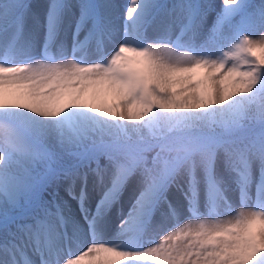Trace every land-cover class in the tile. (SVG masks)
<instances>
[{
	"label": "snow or ice",
	"instance_id": "6c2138e0",
	"mask_svg": "<svg viewBox=\"0 0 264 264\" xmlns=\"http://www.w3.org/2000/svg\"><path fill=\"white\" fill-rule=\"evenodd\" d=\"M213 9L0 0V264H264V0Z\"/></svg>",
	"mask_w": 264,
	"mask_h": 264
},
{
	"label": "rangeland",
	"instance_id": "374dc122",
	"mask_svg": "<svg viewBox=\"0 0 264 264\" xmlns=\"http://www.w3.org/2000/svg\"><path fill=\"white\" fill-rule=\"evenodd\" d=\"M45 2L47 3L48 0H45ZM202 3H209L210 5H213L214 6V9L212 11L209 12V15L205 21V27H209L211 26L212 22H213V19L215 17V14L217 11H219L220 9V6H221V3H222V0H201ZM151 33H149L150 35ZM229 199H230V202L235 206V207H239L240 206V201H239V196H238V193H229ZM130 207V203L126 204V206L123 208V212L124 214L127 213L128 209ZM122 218V216L120 215L119 212H117L113 218L111 219V224L109 225L110 226V229L112 230V227L119 224L120 222V219ZM187 218V212L185 210L184 213L181 214V222H183L185 219ZM158 238V237H157Z\"/></svg>",
	"mask_w": 264,
	"mask_h": 264
},
{
	"label": "bare ground",
	"instance_id": "6f19581e",
	"mask_svg": "<svg viewBox=\"0 0 264 264\" xmlns=\"http://www.w3.org/2000/svg\"><path fill=\"white\" fill-rule=\"evenodd\" d=\"M27 2L30 3L31 5H33V11L34 12H37V13L43 11V6L46 4L45 0H27ZM116 2L117 3H120V4H123V3H125V0H116ZM37 40L40 41V42H42V34L39 33V30H37ZM111 222L112 221L110 220L109 225L111 224ZM118 225L119 224H117V225H115V226L112 227V230L111 231L113 233L115 232V230L118 227ZM73 250L74 251H79V249L75 245H73Z\"/></svg>",
	"mask_w": 264,
	"mask_h": 264
}]
</instances>
